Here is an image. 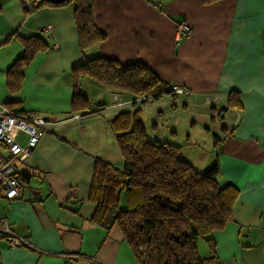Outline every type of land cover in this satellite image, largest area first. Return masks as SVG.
Instances as JSON below:
<instances>
[{
  "label": "crops",
  "instance_id": "crops-1",
  "mask_svg": "<svg viewBox=\"0 0 264 264\" xmlns=\"http://www.w3.org/2000/svg\"><path fill=\"white\" fill-rule=\"evenodd\" d=\"M92 2L95 27L106 38L83 54L75 3L40 8L26 19L21 0H0V45L17 33L38 36L50 48L35 57L20 91L11 94L7 72L24 50L16 39L0 46V102L55 122L30 156L16 162V175H29L21 196L0 198V219L32 249H12L2 239L0 264H138L118 227L92 223L96 207L89 194L96 162L124 166L110 128L113 103L100 99L79 119L71 114L72 70L94 57L142 64L171 90L183 88L184 96L165 97L174 107L195 110V126L213 114L212 123L220 128L197 132L208 149L201 147L203 154L191 162L183 156L198 172L217 165L220 184L239 192L232 222L210 237L215 256L219 264H264V0ZM180 24L189 27L190 36L179 37ZM48 26L51 32L43 33ZM91 84L96 85L87 78L80 85L92 103L99 95L85 93ZM232 92L239 94V108L227 106ZM111 93L127 105L137 100ZM197 247L202 258L210 256L205 241Z\"/></svg>",
  "mask_w": 264,
  "mask_h": 264
},
{
  "label": "trees",
  "instance_id": "trees-1",
  "mask_svg": "<svg viewBox=\"0 0 264 264\" xmlns=\"http://www.w3.org/2000/svg\"><path fill=\"white\" fill-rule=\"evenodd\" d=\"M219 1L222 0H202L204 5ZM71 3L76 4L79 48L86 54L106 38L95 27L92 0H68L59 5L41 1L40 8ZM31 14L24 12L26 19ZM13 39L24 51L7 72L6 86L11 94L20 91L24 70L35 57L50 49L38 36L22 38L17 33L0 46ZM72 74L71 114L77 116L93 108L81 90V81L87 78L113 92L129 94L134 100L141 96L154 100L174 97L169 86L142 64L123 65L94 57L74 68ZM137 105H129L128 111L110 121L124 166L119 169L100 160L96 162L89 194V201L96 207L92 223L106 230L118 227L138 264H219L210 237L232 222L238 190L230 184H220L217 165L198 172L180 147L149 140L142 110ZM227 106L240 107L238 93H231ZM15 177L21 187L29 182V175ZM200 240L212 251L207 258L198 252Z\"/></svg>",
  "mask_w": 264,
  "mask_h": 264
},
{
  "label": "built area",
  "instance_id": "built-area-1",
  "mask_svg": "<svg viewBox=\"0 0 264 264\" xmlns=\"http://www.w3.org/2000/svg\"><path fill=\"white\" fill-rule=\"evenodd\" d=\"M40 2L39 0H21V5L24 12L33 13L40 8ZM51 29L52 27L48 26L43 29V33L48 34ZM178 34L180 38L188 37L191 35V30L186 24H180ZM54 47L57 48V45L54 44ZM185 94V90L181 87H175L172 90L174 96H184ZM114 99L118 102V107L127 105L117 95L114 96ZM141 101L146 100L139 98L135 102L140 103ZM215 101L217 98L212 101V104ZM76 119L79 117L76 116ZM54 126L55 122L49 118L30 112L22 114L17 108L0 102V198L14 200L21 196L22 187L15 177L16 162H24ZM15 133L25 135L26 140H19L14 135ZM6 150H9V154H6ZM2 239H6L12 249L31 247L26 238L11 232L4 219H0V240Z\"/></svg>",
  "mask_w": 264,
  "mask_h": 264
},
{
  "label": "rangeland",
  "instance_id": "rangeland-1",
  "mask_svg": "<svg viewBox=\"0 0 264 264\" xmlns=\"http://www.w3.org/2000/svg\"><path fill=\"white\" fill-rule=\"evenodd\" d=\"M91 86H95L94 88L97 89L91 90L90 89ZM85 93H87L90 97L93 95H99L98 99L93 100L92 102L93 107H96V104L94 102L101 99L104 102V104L111 105L113 103L114 106L108 109L110 111H115L113 112L115 116H117L120 113L128 111V108L126 109L124 106L122 107L117 106L118 102L114 99L115 94L113 95L111 93V89H108L100 85L97 86V84L96 85L91 84L88 85V88H86ZM139 98H145L146 100V101H141L138 105H142L141 119L146 129V135L148 139L151 141H159L162 143L167 142L171 145L180 147L182 154L190 162L192 161V157L196 158L199 157L200 154H203L201 147L205 150L208 149L206 147L207 144L202 142L203 138L197 139V137L199 136L197 133L198 130L199 132L202 131L204 134H207V130H206L207 128L212 129L213 126H215L217 129L220 128V125H214L212 123L211 116H213V114H211V116L208 119H205L203 123H201V119H200V122H198L197 126H195L196 125L195 116H194L195 110H193L191 107L185 109L184 107L178 105L175 106L176 107L175 108L173 106L174 104H172L169 99H166V97L160 98L159 100H154L153 97H147V96H141L138 97V99ZM135 101L132 102V104L137 103ZM207 111L209 113L210 108H208L206 112ZM203 125H205V127ZM212 141H213V137H212ZM195 142H198L200 147L198 145H194Z\"/></svg>",
  "mask_w": 264,
  "mask_h": 264
},
{
  "label": "water",
  "instance_id": "water-1",
  "mask_svg": "<svg viewBox=\"0 0 264 264\" xmlns=\"http://www.w3.org/2000/svg\"><path fill=\"white\" fill-rule=\"evenodd\" d=\"M39 1H45V2L51 3L53 5H59V4L65 3L68 0H39Z\"/></svg>",
  "mask_w": 264,
  "mask_h": 264
}]
</instances>
